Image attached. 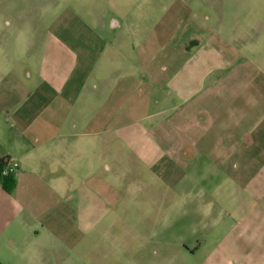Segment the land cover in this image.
Masks as SVG:
<instances>
[{"label": "crops", "instance_id": "0c3cea01", "mask_svg": "<svg viewBox=\"0 0 264 264\" xmlns=\"http://www.w3.org/2000/svg\"><path fill=\"white\" fill-rule=\"evenodd\" d=\"M171 9L159 33L60 23L35 73L0 42V160L17 164L0 264H264L263 21L189 7L185 51L160 40Z\"/></svg>", "mask_w": 264, "mask_h": 264}, {"label": "rangeland", "instance_id": "374dc122", "mask_svg": "<svg viewBox=\"0 0 264 264\" xmlns=\"http://www.w3.org/2000/svg\"><path fill=\"white\" fill-rule=\"evenodd\" d=\"M174 1L177 9L182 10V13L179 15V19L175 20L176 25L169 26L170 28H179V33L165 29L163 35L160 34V40L178 46L181 43H186L185 51L190 50L196 42L189 26H187L190 20L187 19L188 14L185 13V10L189 7L192 9L191 11L194 9L200 19H206L211 15L210 24L212 25H216L215 22L219 20L220 16H226V18L223 17L222 25L230 27L235 24L236 13H243L244 17L239 19L243 21V25L254 26V22L261 20L263 21L261 26L264 27V18L252 17L259 15L258 13L264 15V0H0V42L7 40L16 45V49L9 51L7 55L21 61L23 64L21 67L26 68L22 75L35 73L38 68L37 61H40V57L42 58L44 42L49 37V32H54L60 23L63 25L59 27L66 28L63 34L69 39L75 37L74 32L81 30L79 28L81 22L85 21L93 28L105 27L108 29L109 19L113 17L122 23L121 37L127 26L133 29L145 26L150 33L156 22L161 21V24L156 27L159 33L161 27L165 26L164 22L172 23V19L167 16L171 13ZM90 12L98 14V19L91 18ZM101 36L102 44L106 45L107 53L105 52V55H107L109 53L107 46L111 38L102 32ZM5 55L4 53L3 56ZM131 57L133 60L135 59L133 54ZM90 58L93 63V53ZM182 61L183 59L178 63ZM95 70L93 69L91 72H95ZM132 180L137 179L133 177ZM143 180L145 181V179ZM147 185L150 183L147 182ZM118 264H122V262Z\"/></svg>", "mask_w": 264, "mask_h": 264}, {"label": "trees", "instance_id": "16d2710c", "mask_svg": "<svg viewBox=\"0 0 264 264\" xmlns=\"http://www.w3.org/2000/svg\"><path fill=\"white\" fill-rule=\"evenodd\" d=\"M5 162V160H0V171L5 166ZM0 183L5 191L10 192L14 186L12 175L1 176L0 174Z\"/></svg>", "mask_w": 264, "mask_h": 264}, {"label": "built area", "instance_id": "2783aa9c", "mask_svg": "<svg viewBox=\"0 0 264 264\" xmlns=\"http://www.w3.org/2000/svg\"><path fill=\"white\" fill-rule=\"evenodd\" d=\"M16 170H17V164L16 163L6 161L5 166L2 167V169L0 171V174H1V176H8V175L14 174Z\"/></svg>", "mask_w": 264, "mask_h": 264}]
</instances>
